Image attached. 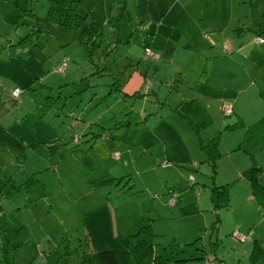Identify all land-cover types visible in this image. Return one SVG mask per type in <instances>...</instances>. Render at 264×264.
<instances>
[{
  "label": "rangeland",
  "instance_id": "rangeland-1",
  "mask_svg": "<svg viewBox=\"0 0 264 264\" xmlns=\"http://www.w3.org/2000/svg\"><path fill=\"white\" fill-rule=\"evenodd\" d=\"M66 1L75 12L85 14L84 19L73 20L81 26L68 28L47 18L59 0H0V135L7 133L6 139L0 136L4 209L0 208L9 219L0 229V235L4 234L0 242L9 252L0 249V264H80L82 255L83 264H96L90 259L93 255L83 254L87 247L84 238L68 247L73 236H66L67 231L79 227L75 235L81 237L82 225L90 226L96 237L103 234L109 245L105 247L115 249L121 264H131L128 250L139 240L142 219L154 234L160 264H206L208 252L215 253L223 264H236L238 259L240 264H264V191L249 201L251 182L229 180L234 165L240 167L261 156L257 147L264 139V121L257 120L261 105L253 103L252 97H264V92L257 78L248 77L246 66L237 62L235 97L240 95L236 109L249 113L247 119L241 123L236 110L223 117L214 104L209 111L203 108L214 100L210 98L231 89L215 82L214 55L233 53L216 47L218 37L207 30L196 33L197 23L212 21L224 3L226 13L220 20L232 29L234 25L243 27L237 28V38L254 34L246 26L250 21L251 25L261 22L258 34L264 36V0H124L125 12L118 10L117 24L112 16L120 6H114V1ZM88 22L98 24L104 34L100 48H93L91 56L79 39ZM159 24L154 38L152 32ZM181 27L186 33L180 32ZM224 40L232 41L221 36L220 41ZM145 46L160 59L146 57ZM218 48L221 52H216ZM63 59L67 69L61 73L55 67ZM135 70L145 71L144 86L140 93L127 96L121 87ZM16 87L23 93L14 100L11 91ZM186 98L196 100L198 110H176ZM204 116L207 122L199 126L198 131L203 129L199 137L207 146L215 142L216 168L207 149L193 147L197 133L191 129ZM77 118L94 128L80 141L94 142L75 145L67 161L53 164L62 137L67 140L65 131ZM12 123L11 129H5ZM101 125L107 129L106 137L98 131ZM51 129L59 136L47 140ZM109 129L114 136L107 135ZM31 147L41 149L37 154ZM73 147L71 144L70 149ZM37 160L42 167L38 168ZM249 165L248 169L257 166ZM118 171L128 174L112 177ZM102 176V182H94ZM224 186L225 196L220 192ZM216 191L222 201L226 198V206L214 208L211 195ZM181 194L186 204L169 208L170 196L177 200ZM191 202L200 206L199 211L188 210L196 209ZM256 204L262 207L260 211ZM182 214L185 216L180 217ZM234 224L244 231L256 226L255 237L260 242L252 249L251 259L236 255L237 250L243 251L241 241L229 243ZM49 239L54 242L46 262L36 243L43 249L51 243Z\"/></svg>",
  "mask_w": 264,
  "mask_h": 264
},
{
  "label": "crops",
  "instance_id": "crops-1",
  "mask_svg": "<svg viewBox=\"0 0 264 264\" xmlns=\"http://www.w3.org/2000/svg\"><path fill=\"white\" fill-rule=\"evenodd\" d=\"M110 1L116 2L115 0H110ZM243 2H247V1L243 0ZM248 3H249V1H248ZM231 7L233 8L234 5H231ZM225 13H226L225 5L223 3V8H221L220 10H217V14L216 13L213 14V15H218V16H216V17L213 16L212 18H214V19L212 21L207 22L206 25L199 21L197 23V25H196V33L200 34V30H202V29L204 30L205 29L209 33H211L212 35L218 37V43H216V44H218V46L217 45H215V46L216 47H221L223 52L225 50H224V48L222 46V43L223 42H227V41L224 40L223 42H221L220 41L221 36L222 37H226L227 36L228 38H230L232 40L231 43L228 42L229 46H230V49L227 50V52L230 51L233 54L231 56H223V55H220V54L214 55L215 58L213 60V64L215 66H217L215 82H217V84L223 83L224 85L231 87V89H226L225 91H223L221 96H218V97H215V98H210V99H214V100H210V101L208 100L207 104L205 106H203V108H205L207 111H209L208 108H211L212 104H214L216 106V109L223 116L224 114L222 113V109H221L222 103H223V101H230L231 104H232V113L231 114H233L234 110H236L237 115L240 118V122L242 123V122H244L247 119L246 116L249 113H247L245 111L246 113L243 114V113H240V111H238L236 109V103L238 101V98H239L240 94H238V96L235 97L236 96V89H235L236 65L235 64L237 62H241L240 65L246 66V68L248 70V72H247L248 73V77H250V78L251 77H256L257 80L259 81V88H260L261 92L262 91L264 92V42L262 44H258V43L254 42L255 37L259 36V37H262L264 39V36H260L258 34L259 27H257V26L260 25V29H261V27H262L261 26V22L258 25H256L255 23L253 25H251L252 22L250 21L249 22V26L248 25H246V26H247L248 29L253 28L252 30H253L254 34L248 32L247 34L244 33L243 37L237 38V36H236L237 28L243 29V27H237L236 28V26L234 25V29H232V27L230 26L229 23L226 24L224 20H220V15H223ZM105 14H107V13H105ZM247 14H249V16L252 15V13H250V9H249V11H247ZM215 18H218L217 21H215ZM233 18H234V20L236 19V13H235V15H233ZM262 23H263V21H262ZM151 25H152V23L149 25V27ZM159 31H160V24L158 25L157 31H153L152 32V37L156 38L157 35L159 34L158 33ZM230 31H232V32H230ZM147 32H149V30ZM180 32L181 33H186L183 30V27H181ZM165 33H168V32L165 31ZM190 33H192V32H190ZM101 34H103V33H101ZM103 40H104V34H103ZM145 47L149 48L148 46H145ZM218 51L221 52V49L218 48V50L216 52H218ZM237 54H240L239 55L240 61L236 57ZM159 59H160V57H159ZM145 76H146L145 75V71L135 70L134 72H132L130 74L129 78L125 81V83L121 87V89L125 93V95L131 96L132 94H134L136 92L142 91L141 89L144 86ZM196 98L199 99V100L201 99L200 97H196ZM225 98H227V99H225ZM186 99L190 100L188 98H186ZM252 99H253V103H259L261 105L260 110L262 111V115L257 120L258 121H264V97H260V98H253L252 97ZM241 100H242V97H241ZM254 109H255V107H254ZM196 110H198V107L196 108ZM224 116H226V115H224ZM211 119L212 120H210V122H211L210 125L213 123V117H211ZM223 121H225V120H223ZM0 122H3V120L0 119ZM13 126H14V124L12 123V124L6 126L5 129H8V128L11 129ZM220 126L222 128V125H220ZM225 126H226V124H225ZM70 128L71 129H68L67 131H65L66 132L65 135H69L70 134V136H71L72 134L77 133L75 130H78L79 134H82V135H84L89 130L90 131L94 130L93 128H91V124L83 123V121H80L78 119L77 120H75V119L71 120ZM106 130H107L106 128H103V126H100L99 132L101 133V137L105 136V134H106L105 131ZM220 130L222 131V129H220ZM51 131H52V133H51V135H49L47 137V140H54V138H57V136H59L58 135L59 134L58 131L54 132L52 129H51ZM191 131L193 132V134L197 133V138L195 139V142H194V138H192L193 147H194V144H195V147L197 148V150L207 149L208 152L211 154L210 157L214 158L211 162L214 165V167L216 168L214 160L217 157V152L218 151H216L215 149L212 150L213 152L211 150L209 151L208 146L204 145L202 143L203 140H205V139H203V137H199V134L201 133L200 130L199 131H198V129H194L193 130V128H192ZM107 135L109 137L114 136L113 135V131L111 129H109ZM0 136L2 138L6 139L7 138V133L5 132L3 135H0ZM214 136L215 135H213L212 137L214 138ZM212 137H211V139H212ZM94 140L95 139H92L90 141L85 140L87 142H81V143H79V145L82 144V143L86 144L88 142L93 143ZM210 140L206 139V142H209ZM198 141H199V146H198ZM66 142H67L66 139H63L62 142H60L64 147L58 148L60 150V154H57V155L53 156V158L51 159L53 164L59 163V161H61L62 159L67 161V159H69V157H70L71 152L75 149V147L70 149V143H66ZM31 149L35 153H37V150L41 149V148H36L35 149V148L31 147ZM257 149L260 150V152H261V156L259 157V159H255V158L251 159L250 163L247 160L245 165H242L240 167H236L234 165L233 168L230 169L234 173L233 179H229L230 182H233L235 179H240V180L248 179L251 182V180L248 177H246V175H245V172L248 170V165L249 164L250 165L252 164L251 166H254V165L258 166L259 173L257 174V177L259 178V180L264 181V139L260 142V144L257 147ZM1 151L2 150L0 149V152ZM122 156H123V153H122ZM48 164H50V161L48 162ZM124 164H125V167L128 166V164H129L128 159H126ZM37 166H38V168L42 167V164H39L38 160H37ZM217 167H218V171H219V165ZM38 170H41V168L38 169ZM124 172H127V171H118L116 176H112V177H114V178H122L123 176L128 174V173H124ZM215 172H216V169L214 170V173ZM107 175H111V172L106 174V175H104V176H107ZM30 176H31L30 179H33V176H34L33 173H31ZM190 176L193 177V175H190ZM98 179L103 180V176L100 177V178L94 179V182L96 180H98ZM228 183H229V181H228ZM185 190H189V189L186 188ZM259 192H263V191H261V190L255 191L253 188H251V190H250V192H249V194L247 195L246 198L249 201L251 199H255V196H256L255 194H257ZM186 193H187V191L184 194H186ZM101 194H103V192ZM184 194H183V196H184ZM211 200L213 201L212 197H211ZM186 202L187 201L184 199V197H182V194H181L179 198L177 197V200H176V202L174 204H172V205L168 204V205H170L169 208H174L178 204H186ZM191 203L194 204L196 209L195 208H191V209H188V210H191L193 213L196 212V211H199L200 206H198L194 202H191ZM226 204H227L226 202H220L218 206H222V205L226 206ZM214 206H215L214 207L215 209L218 208L215 204H214ZM256 206H257V210L258 211H260L262 209V207L260 205L256 204ZM0 207H3L2 200H0ZM182 208H184V207H182ZM3 209H4V207H3ZM183 210L185 211L186 209H183ZM180 211H182V209ZM10 215L11 214H9V216ZM182 216H185V215L182 214L180 217H182ZM8 222H9L8 218H6L4 216L0 218V224L2 226H4V224H6ZM255 224L256 223H254V225ZM82 227H84V228H83V232H82L81 237H76V235H75V232H76V230H79V229H77L79 227H73L71 230L67 231L68 234L66 236H73V237L69 238V240H68L69 241L68 247L70 246V243H73V241H76V242L78 240L81 241V239L84 238L86 240L87 247H86V250L83 252V254L87 253L89 256H92L95 252L100 251L103 248L104 249H107V248L110 249L109 247H105V246H109V245H108L106 239H103V234H98V236L96 237L94 235L93 229L90 226L82 225ZM220 227H221V224H220ZM255 227L256 226H253L252 229H249V230H246V231L241 230V226L239 224H234V225H232L230 227L229 234L233 233L235 230L241 232L242 234L243 233L246 234V238L244 240L236 239V240H238V241H236V240H234L235 239L234 236L232 238L228 237L229 238V243H231L232 245H234V243H237L239 241H241V243H243V245H242L243 251H241V249L237 250L235 252L236 255L241 254L243 257L248 256L249 259L252 258V254H253L252 249H253V251H255V248H256L257 244L260 242L259 239L255 237ZM250 233H251V235H250ZM31 238H33V237H31ZM49 240H50L51 243L43 245V249H41L40 246L38 248V252L39 251L47 252V254L44 253L45 254L44 257L47 260L46 262L50 261L49 257L47 259V256H49L48 255L49 248L52 246L51 244H53V242H54V241H51L52 239H49ZM193 240H195V239H193ZM216 241H217V239H216ZM194 242L195 241H193L191 243H186V244L190 245V244H193ZM198 243H200V242H197L195 244L197 245ZM251 243H253V246L251 248H249ZM0 244H1V242H0ZM36 244H38V243H36ZM201 247L204 248V244H201ZM260 247H262V245H260ZM238 248L239 247H236L235 250L238 249ZM0 249H2V245H0ZM262 249L264 251L263 247H262ZM209 255L215 256L213 261H211L209 259ZM1 256H2V254L0 255V257ZM117 257H118V255H117ZM88 258H90V257H88ZM204 258H205L206 264H211V262H212V264H223L222 261L220 260V258H218V256L215 253H213V252L206 253ZM90 259L97 264L96 260L93 259V257L90 258ZM263 259H264V255H263ZM84 260H85V257H83V255H82V257H80V264H83ZM236 264H240L239 259H238V263H236Z\"/></svg>",
  "mask_w": 264,
  "mask_h": 264
},
{
  "label": "trees",
  "instance_id": "trees-1",
  "mask_svg": "<svg viewBox=\"0 0 264 264\" xmlns=\"http://www.w3.org/2000/svg\"><path fill=\"white\" fill-rule=\"evenodd\" d=\"M114 4H115L114 6H116L117 4H118V6H120V7H115L116 9H115L114 15L112 16V22L117 24V23H119L118 21L120 20V17L118 15V13H119L118 10L119 9L121 10V8H122V11L125 12V5H124L125 2H124V0H117V2H115ZM77 17H81L82 19H84L85 14H83V15L78 14L69 6V4L66 0H59L57 6L53 5L49 9L47 18L49 20L57 23V24H63L65 26H67L68 28H70V27L77 28V27L81 26L79 23H76L73 21ZM98 27H99L98 24H96L94 22H90V23L88 22L82 28V37L79 39L84 44V48L87 50V53L89 56L92 55L93 48H95V47H97V49L100 48V42H101L102 34L99 32ZM257 37H259V36H257ZM257 37H255V39ZM255 39H254V42L257 43L255 41ZM263 42H264V39H263ZM224 43L225 42H223V48H224ZM262 43H258V44H262ZM224 50L227 51L226 49H224ZM144 53H145V51H144ZM145 56L146 57H152V56H147L146 54H145ZM159 57H160V55H159ZM159 57H157V58L153 57V59L157 60V59H159ZM121 91H122V89H121ZM22 93H23V89H21V93L18 95V97L15 100L19 99ZM136 93H140V91L136 92ZM136 93L132 94L131 96H134ZM197 107L199 108L200 105L194 99L181 100L180 104L178 106L176 105V110H177V108L188 110V111H190V109H191L195 112ZM222 113H223V111H222ZM182 115L188 116L187 113H182ZM71 116H73V113L71 114ZM189 116H190V114H189ZM77 119L80 121H83L82 118H77ZM206 122L207 121H206L205 116H204L202 121H200V122L198 121L195 125L193 124V126L196 129H199V126L206 124ZM91 128H93L92 124H91ZM98 131H99V129H98ZM82 136L83 135L79 134V132L74 133L71 136L69 134L66 137L67 138L66 143H70V145L72 144L75 147V145L77 146V145H79V143H81L80 139ZM104 137H106V135ZM63 138H65V137H62L61 142H62ZM214 146H215V142L211 143L208 146L209 151L210 150L212 151L214 149L213 148ZM62 147H64V146L62 144H60V146L58 148H62ZM258 173H259V168H258V166H255V167L248 169L245 172V175H246V177H248L251 180L252 187L255 191H259V190L264 191V181L259 180V178L257 177ZM102 181L103 180H101V182ZM259 181H262L263 184L259 183ZM226 188H227V186L226 187L224 186L220 190V192L223 193V196H225ZM171 197H173V196H170V198ZM211 197L213 198V202L217 207H218L220 202L226 201V198L224 201L221 200L220 195H218V191H216L215 194L211 195ZM175 201H176V198H175L173 203H175ZM173 203H171L170 205H172ZM168 204H169V200H168ZM3 214L4 213H2L1 208H0V218L4 216ZM4 217H6V216H4ZM6 218H8V217H6ZM144 222H145V219H142V221L140 223V227H139L140 230L138 232L139 233V236H138L139 240L137 241V243L135 245H132L130 250H128V253L132 257V263L131 264H160L161 257L155 253L156 243L154 242V234L151 232L150 226L148 224H144ZM1 226L2 225L0 224V229H1ZM137 234H135V235H137ZM0 236H1V239H3L4 234L1 233ZM3 243H4V241H3ZM1 245H2V251L8 255L9 252L6 251L5 245H3V244H1ZM39 246H40L39 244H36L37 249L39 248ZM40 252L43 256H45L43 251H40ZM7 255L5 257H7ZM93 257L96 260L97 264H121L118 257H117V252L111 248L110 249H108V248L102 249L100 251H97L93 254ZM192 258L193 257H191L190 259H192ZM214 258H215V256H213V259L211 261H213ZM185 260H189V259H184V261ZM211 264H212V262H211Z\"/></svg>",
  "mask_w": 264,
  "mask_h": 264
},
{
  "label": "built area",
  "instance_id": "built-area-1",
  "mask_svg": "<svg viewBox=\"0 0 264 264\" xmlns=\"http://www.w3.org/2000/svg\"><path fill=\"white\" fill-rule=\"evenodd\" d=\"M255 41L257 43H262L263 42V38L261 37H257L255 39ZM230 48L229 44L227 42L224 43V49L228 50ZM145 54L147 56H152L154 58H157L159 57L158 54L152 52L149 48H146L145 49ZM67 69V61L66 59H63L61 63H59L56 67H55V70L58 71V72H65V70ZM21 93V89L16 87L14 88L12 91H11V94L15 95L14 99H16L18 97V95ZM222 111H223V114L226 115V116H229L231 113H232V104L230 101H223L222 103ZM163 164H165L166 162H162ZM175 200V195H173V197H171L169 199V204L173 203ZM232 235L237 238V239H240V240H243L245 239V235L242 234V233H239L237 231H234L232 233ZM209 259L212 260L213 259V255H209Z\"/></svg>",
  "mask_w": 264,
  "mask_h": 264
}]
</instances>
